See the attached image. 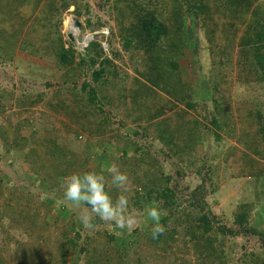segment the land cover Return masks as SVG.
I'll return each mask as SVG.
<instances>
[{
  "label": "rangeland",
  "instance_id": "rangeland-1",
  "mask_svg": "<svg viewBox=\"0 0 264 264\" xmlns=\"http://www.w3.org/2000/svg\"><path fill=\"white\" fill-rule=\"evenodd\" d=\"M73 20L105 53L61 63ZM113 164L157 238L63 201ZM0 264H264V0H0Z\"/></svg>",
  "mask_w": 264,
  "mask_h": 264
},
{
  "label": "clouds",
  "instance_id": "clouds-1",
  "mask_svg": "<svg viewBox=\"0 0 264 264\" xmlns=\"http://www.w3.org/2000/svg\"><path fill=\"white\" fill-rule=\"evenodd\" d=\"M81 28H78L79 32ZM89 34H93L95 39L96 34L87 33L85 36ZM85 36L75 38L74 44L77 46ZM66 40L72 43L67 35ZM94 41H90V44ZM109 185L118 192L115 199L108 190ZM61 188L63 201L81 209L78 221L84 229H94L96 226L94 218H98L104 224L119 230L118 234H123L125 231L130 233L139 226L142 217L145 223L149 221L152 223L151 234L154 239L164 231L161 219L165 215V210L155 202L146 205L143 212L131 207L132 192L129 177L114 164L100 171L73 172L64 176L61 178Z\"/></svg>",
  "mask_w": 264,
  "mask_h": 264
},
{
  "label": "trees",
  "instance_id": "trees-1",
  "mask_svg": "<svg viewBox=\"0 0 264 264\" xmlns=\"http://www.w3.org/2000/svg\"><path fill=\"white\" fill-rule=\"evenodd\" d=\"M165 30L166 29L163 28V31L160 34V36L165 35ZM145 32H146L145 35L142 37V39L144 41V44L148 43L147 41H149L150 39L154 38V29L150 25H145ZM156 37H159V36H156ZM258 38H261V37H258ZM158 40H159V38H158ZM158 40L156 41V43H158ZM257 42H260V41H257ZM90 48H91V49H89L90 51L86 50V55L88 54V56H91L92 54H94V51H95V54H99V55L104 52L102 46H100V45H98L96 43L95 44L92 43ZM93 49H95V50H93ZM146 51H147V47H146ZM60 52H61L60 61H61L62 64L69 63L70 57H74V56H80L82 58V62H85L87 60L84 57V55H82L81 53L78 54L76 52L74 46L68 41H66L65 43L64 42L62 43V49H61ZM104 61H105L106 64L110 63L107 60H104ZM100 71L101 72L96 74V79H99L101 77V74L105 73L104 68H102ZM91 93L94 94L93 91ZM91 100H92V102H94L93 100H95V99L91 98ZM155 195L157 197V200H160V199L163 198L165 201H169L168 199H170L172 197L173 193H172V191H170V189H163L162 192L158 189V191L155 193ZM203 220H204L203 222L207 225L208 221L205 218ZM208 230L209 229L206 228V231H208Z\"/></svg>",
  "mask_w": 264,
  "mask_h": 264
},
{
  "label": "bare ground",
  "instance_id": "bare-ground-1",
  "mask_svg": "<svg viewBox=\"0 0 264 264\" xmlns=\"http://www.w3.org/2000/svg\"><path fill=\"white\" fill-rule=\"evenodd\" d=\"M71 23L72 24L67 28V32L66 33L67 34L71 33V34L74 35V38L79 39L80 38V32H79L78 28L75 26V21L73 20V21H71ZM74 28L77 29V33L75 32ZM89 40H90V38H85L84 42L87 44L89 42Z\"/></svg>",
  "mask_w": 264,
  "mask_h": 264
},
{
  "label": "built area",
  "instance_id": "built-area-1",
  "mask_svg": "<svg viewBox=\"0 0 264 264\" xmlns=\"http://www.w3.org/2000/svg\"><path fill=\"white\" fill-rule=\"evenodd\" d=\"M85 38H90V40H89V42L87 44L84 42V39ZM85 38H83L80 42L77 43V47L79 49V53L80 52L81 53H84L85 52L86 48L90 44V41L94 40V35L93 34H89V35L85 36Z\"/></svg>",
  "mask_w": 264,
  "mask_h": 264
},
{
  "label": "water",
  "instance_id": "water-1",
  "mask_svg": "<svg viewBox=\"0 0 264 264\" xmlns=\"http://www.w3.org/2000/svg\"><path fill=\"white\" fill-rule=\"evenodd\" d=\"M75 26H76L77 28H81V25H80L78 22H75ZM67 38H68L72 43H75V38H74L73 34L68 33V34H67Z\"/></svg>",
  "mask_w": 264,
  "mask_h": 264
}]
</instances>
